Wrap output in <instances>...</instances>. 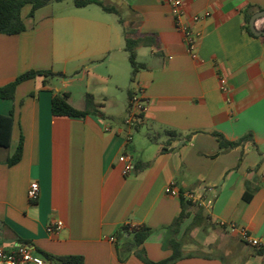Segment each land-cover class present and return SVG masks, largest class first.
Wrapping results in <instances>:
<instances>
[{"label":"crops","instance_id":"obj_1","mask_svg":"<svg viewBox=\"0 0 264 264\" xmlns=\"http://www.w3.org/2000/svg\"><path fill=\"white\" fill-rule=\"evenodd\" d=\"M102 1L119 15L73 0L32 15L28 4L21 13L27 30L0 34V88L32 71L57 75L24 81L13 99H0V117L14 120L11 147L0 148V248L81 256L84 264H145L138 249L119 253L116 235L123 226L147 227L152 234L140 249L159 263L172 256L169 227L183 210L182 197L167 190L199 194L208 186L213 205L201 206L203 220L192 229L189 211L178 235H186L187 257L175 264H264V41L247 31L244 16L264 10V0H183L187 18H201L194 56L163 0ZM255 27L264 29V18ZM127 37L147 39L137 48L144 68L134 81ZM138 88L148 102L128 141L125 120ZM65 93L81 111L91 95L98 113L55 117L52 99ZM214 133L229 142L252 138L223 149ZM21 137L22 159L9 166ZM125 153L135 163L128 176ZM34 182L41 193L31 203ZM58 221L63 228L51 233ZM231 224L261 247L231 233Z\"/></svg>","mask_w":264,"mask_h":264},{"label":"trees","instance_id":"obj_2","mask_svg":"<svg viewBox=\"0 0 264 264\" xmlns=\"http://www.w3.org/2000/svg\"><path fill=\"white\" fill-rule=\"evenodd\" d=\"M62 1L64 0H0V34L9 36L19 35L27 30V25L23 21L21 15L22 9L26 5H32L33 15L36 10L42 7ZM73 2L77 8H83L89 5H98L106 12L116 13L119 15V12L114 7L107 6L102 0H73ZM254 12L255 10L253 8H249L244 12L245 21L247 24L246 29L252 36L254 35L250 30V20ZM260 38L264 41V36H261ZM146 40V38L143 40L133 39L129 37L126 38V51L129 54L133 81L137 73L142 68H144V65L140 64L137 61V48L142 42H146ZM38 76L51 78L56 77L57 75L50 71L28 72L18 77L14 82L8 84L3 88H0V99H13L15 96V91L19 84L23 83L24 81L34 79ZM68 100L69 94L67 93L54 95L52 99V113L55 117L84 119L89 115L98 113V105L95 103V100L91 95L86 96L87 108L84 111L74 108ZM13 126V113L10 116L0 117V148L9 149L11 147ZM214 136L217 138L220 146L223 149L235 148L252 138L250 135H248L237 142H229L223 135L219 133H214ZM23 147L24 140L23 137H21L16 150L7 160V164L9 166H14L21 161L23 156ZM181 202L183 210L179 218H177V220L169 227L173 234L172 237L168 240V244L172 251V256L170 258L159 263H154L148 260L145 251L143 249H140V247L152 234V230L147 227L131 228L130 226H123L116 235V238L118 240L117 248L119 253H122L123 251L131 252L135 249H138L136 254L145 264H175L178 261L186 258L187 256L183 252L184 240L186 238V235L185 237L178 239L181 225L184 223L185 219L190 216L189 211L191 209H194L196 213L194 221L191 225V229L199 225L200 221L203 220V208L197 203L191 200H186L183 197L181 198ZM20 243L22 245H29L28 242H24L22 240H20ZM39 253L42 259L49 262L50 264H84V259L81 256L56 257L43 251H39Z\"/></svg>","mask_w":264,"mask_h":264},{"label":"built area","instance_id":"obj_3","mask_svg":"<svg viewBox=\"0 0 264 264\" xmlns=\"http://www.w3.org/2000/svg\"><path fill=\"white\" fill-rule=\"evenodd\" d=\"M163 1L170 8V13L174 19L176 30L184 35L185 44L187 46L189 54L194 56L196 54L197 41L199 39V34L195 31L194 26L201 20V18L196 16L189 20L186 15L183 0ZM221 90L223 93H227L229 91V88L225 82H222ZM147 102L148 100L145 96V90L143 88H138L134 93H132L130 97L128 116L125 120V125L130 130L127 137L128 141L131 140L132 133L137 128L138 124L143 122ZM123 159L125 162L123 175L128 176L133 172L135 168L134 158L130 153H125L123 155ZM213 191L214 189L212 187L206 186L199 194L187 193L181 195L179 192L174 190L173 187H171L167 190V193L173 196L183 197L186 200H191L198 205L209 209L213 205V199L209 197ZM40 193L41 190L39 183H32L28 190V198L30 202L36 203L39 200ZM63 226V222H55L49 226V231L51 233L59 232L63 228ZM229 230L231 233L238 235L250 246L254 248L261 247V242L255 239L246 228L240 227L236 224H231L229 226ZM112 240L115 241V238H113ZM0 261L3 264H45V261L41 257L34 255L31 252L30 248L27 246H20L16 251H6L0 248Z\"/></svg>","mask_w":264,"mask_h":264},{"label":"water","instance_id":"obj_4","mask_svg":"<svg viewBox=\"0 0 264 264\" xmlns=\"http://www.w3.org/2000/svg\"><path fill=\"white\" fill-rule=\"evenodd\" d=\"M264 18V10L260 11V12H257L255 13L252 17H251V20H250V30L252 32V34L254 36H257V37H261V36H264V29L262 30H258L256 27H255V24L258 20Z\"/></svg>","mask_w":264,"mask_h":264},{"label":"rangeland","instance_id":"obj_5","mask_svg":"<svg viewBox=\"0 0 264 264\" xmlns=\"http://www.w3.org/2000/svg\"><path fill=\"white\" fill-rule=\"evenodd\" d=\"M109 2L107 1V4H108ZM139 137V135L137 136V138Z\"/></svg>","mask_w":264,"mask_h":264}]
</instances>
